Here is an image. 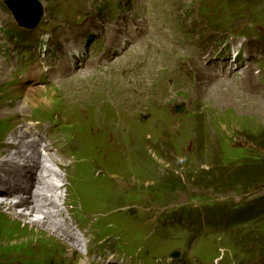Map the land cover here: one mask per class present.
<instances>
[{"label": "rangeland", "instance_id": "rangeland-1", "mask_svg": "<svg viewBox=\"0 0 264 264\" xmlns=\"http://www.w3.org/2000/svg\"><path fill=\"white\" fill-rule=\"evenodd\" d=\"M3 1L4 0H0V124L2 125L0 126V143L16 142L14 136L15 134H21L19 125L25 122L22 120L24 118L38 119L39 122L34 126H43L45 120L57 122V115H60L58 118L62 124L66 122V118H71V125L62 128H59V125L55 127L59 128L60 131H66L71 127L80 126L88 120L85 118L87 113L84 111L87 105H102L113 101L112 103L114 105L110 104L113 108H104L102 113L98 112L97 118L93 121L97 126L90 125L89 131L84 135L87 139H93L100 133L99 137L109 142L114 136L116 147H114V143L98 144L94 147L87 143L83 146L80 140L81 136L78 138L79 142L82 144L81 152L84 156L86 153H90V155L84 157L79 164L78 170L81 171L80 186L83 198L87 203H96L94 212L104 213L110 206H118L124 202L142 205L146 196H150L151 192L152 199L157 200L156 206L165 203L164 200L167 199V194H171L175 197L177 203L182 206H185L189 199L188 196L194 194L207 195L209 198H215L221 203H224L232 212L250 208V211L254 213L259 208L252 206L264 203V178L257 180V182L262 185L261 187L252 192L248 190L242 193L238 188V184L241 181L230 176L226 175V183L217 182L221 179L220 176L217 178L208 177L207 179L199 176L203 168L208 166V158L205 159V164L200 168L193 165L197 170H201L193 174V176L191 175V170H187L186 166L179 165V171H174V177L172 178L173 182L169 180L171 175L162 178V165L158 158L150 153L147 149V144L143 140V134H145L146 131L152 134L153 130H156L161 133H159V140L166 145L167 149L172 147L171 143H174L176 140L178 141L175 143L182 142L181 131H185L188 124L182 126L180 124L182 120H176L178 117H172V112L170 113L175 104L182 103L186 104L188 109L195 115H201V117L205 119V128L208 129V131H206L207 140L210 143L209 149L213 158L219 157L227 164L230 163L231 158L234 161L240 160L239 162H242V156L248 154H246L245 149L239 150V147H248L250 142L254 140L257 142H259L260 139L264 141V100L256 93L247 92L245 90V88H247V82L242 84L243 78L240 73L237 72L232 78L227 79L231 80V84L223 85L220 82L208 80L206 83L207 91H213L215 93L208 102L204 100L206 102L205 105L201 103V101H203L201 100L202 97H206L205 94L196 92L192 86L183 89L187 94L185 98L173 94V96L171 95L167 100L161 101L159 100L161 96L160 93H164L161 98L167 97L165 93L171 91L173 88V92L176 93L179 77L182 76L188 68L196 66V63L193 60L188 61L187 56L173 47L174 49L170 51V61L164 64L162 71L165 72L169 78L161 76L162 72L156 74L154 68L153 74L151 72L152 68H150L148 71L146 70L144 72L143 83L139 85L136 83L142 76H135L131 82L132 79L128 76L130 74L129 70L134 69L135 65L132 59L136 60L141 54H146L147 56L141 60L142 64L153 63L157 61L160 54H152V52L148 53L146 51L154 49L156 53H160L162 49L166 48L162 40L156 39V37L152 35L148 38L145 37L141 43L138 42L139 36L142 35L141 27L140 29H134L136 42L129 41L124 45L121 51L123 54L119 55L118 58L114 60V65L110 61L115 58V47L120 46L121 38L125 31L117 25L110 34L109 32L107 33L108 48L102 56V59L109 62L110 68L115 66V69L125 70L122 72L123 78L121 75H118L115 70H111L110 72L105 66L97 64V62H100L98 56L103 54L106 49V42L103 41L101 34L94 33L95 28H91L94 24V19L92 17H96V15L100 13L98 16L100 20H107L108 16L111 20H115L117 12L112 8L113 5L119 9L124 7L128 10V13H130L131 9H136L137 5L140 4L142 0H38L43 5L45 17L42 23L33 31V34L30 35L26 29L19 27L12 13L4 5ZM196 1L197 0H192L189 7L199 8ZM246 6L250 8L244 9ZM217 10V14L213 16L216 21L213 27H218L223 30L230 29L231 31L252 33L253 35L264 37V3L258 5L245 2V5H242L240 0H232L231 3L219 7ZM189 11L192 12V10ZM202 12L203 9H201L199 13L200 18L202 17ZM234 12L240 13L237 16L234 15ZM152 15H155V13L153 12ZM153 24L154 27L161 28V31L172 30L171 25L167 23L153 22ZM95 25L97 27L96 21ZM79 26H83L84 28ZM76 30L78 34L75 32ZM69 33H73V37L79 36L78 41L83 38L85 39L87 49L86 54L80 55L81 63L74 58L71 59L68 53L66 54L67 51L71 50V46L69 45L71 43L66 42L64 37ZM182 34L186 49L192 53L193 57L199 56L202 50L192 45L188 30L184 28ZM20 38H22V40H19ZM69 38L72 40L71 34ZM67 40L69 41V39ZM145 40L146 43L141 45V47L138 46L137 49L136 45L142 44ZM97 41L98 43H96ZM131 43L133 47L129 50ZM59 45L62 47L59 48ZM51 51L53 52L52 54ZM30 53L38 57L39 66L35 73L40 72L43 70V67L47 65H51L57 77L62 75L64 71L69 72L70 70L71 73L46 86H44L43 83H37V85H34V88H32L34 89L32 91H35V88H37V90L32 93L31 89H26V86L23 85L24 78L20 77L26 70V75L27 73H31L30 67L27 69L21 67L23 63L22 58L25 56L24 54ZM87 64L90 65L89 69H86ZM175 66H177L175 72L169 73V68L172 71ZM30 76L33 77V74L31 73ZM50 79L54 80L53 78ZM123 81L131 83H124ZM130 86H134L132 90L135 91H132L129 88ZM28 93L31 99H29ZM196 100L198 101V106L192 104V102ZM134 103V108L130 107V105ZM161 104L166 105H163L161 108ZM203 107H205L206 110L204 111V115L202 114ZM154 111H158L156 114L157 116H154ZM142 117H144V119L145 117L151 118V120L158 125V128L149 125L146 129L141 130L138 124L142 123ZM6 118H9L8 122ZM108 118L111 119L108 120ZM127 118L131 121H136L138 124L135 122L134 125L122 128V124L120 123L106 125L103 121V119H106L110 123H116ZM16 119L18 120L16 121ZM189 119L195 120L196 117L190 116ZM3 123H8V125H3ZM210 125H212V130L208 128ZM23 126L27 128L26 125L23 124ZM212 131H214V133H212ZM28 132L27 130L26 133ZM132 134L134 139L131 140L130 136ZM19 139L22 140L23 136H20ZM41 140L43 139L38 141ZM213 141L214 143L211 144ZM119 143L125 144L128 149L127 156L123 159L120 157L118 151ZM229 147H231V149H229ZM95 148L96 150L93 155L92 149ZM220 148H222V151H220ZM1 151L4 152V150H0V152ZM36 153L37 149L35 148L34 154ZM190 153L193 154V151H190ZM15 157L14 162H18L15 161ZM19 157L24 156L20 154ZM66 158L67 157L60 158L62 160L61 163L55 165L60 171L53 169L60 175L58 178H55L57 183L67 179L66 175L64 177L61 174V172H68L70 167L69 163L65 162ZM195 159L194 157L193 160ZM215 165L219 169L223 167L222 162L219 160H216ZM210 166L212 165L210 164ZM209 167L205 170H208ZM31 168H33V166ZM96 168L104 169L105 173L98 176L94 173ZM213 171H215V169H213L212 172ZM113 175H120L124 184L122 185L119 180L113 179ZM204 175L211 176L213 173H206ZM151 181H153V183L147 186V183ZM215 182L217 184L216 186L214 185ZM252 183L254 182H248V185ZM212 185H214L215 188H207V186ZM195 187H197V189H194ZM61 190L62 189L56 192V195L59 197ZM71 200L76 201V198L72 196ZM0 201L4 200L1 199ZM212 204V201L207 199L200 203L197 209L200 210L203 205ZM136 205L132 207L133 210L139 209V212L144 211L141 210V208H144L143 206L136 207ZM0 206L10 210L21 207L20 203L17 204L16 202ZM31 208L30 206L29 209L31 210ZM203 208L205 209L204 206ZM139 212H134V214H138ZM27 213H29V211ZM150 213L151 212L146 216H137L135 218L138 221L141 219L148 220ZM129 214V212H116V215L121 217ZM19 215L25 219L28 227L33 232H45L47 234L46 237L50 238L51 241L59 246H63L61 240L68 242L70 239L76 238L72 237L69 233L66 235L62 232H60V235L58 234L55 236V233L51 232L54 230L46 228L47 225L43 230L31 224V220H35L36 218L31 216L25 217L23 211H21ZM34 215L40 216L38 217L40 219L44 217L43 215L35 213ZM98 219L94 224L97 223ZM241 220L243 224L238 227L234 226L233 230L237 228L236 233L241 232L243 237L234 238L232 241H235V243L232 246L225 245L223 246L224 249L218 250L216 248L214 251V253H216V250L219 251V254H223L226 260L235 263L242 261L248 255L246 249L251 246H253L254 249L253 253H251L254 259L258 258V254H260L258 252L264 248V222L261 223L262 220L256 221L254 217H249V215L246 219ZM17 223L25 224L23 221L15 222V224ZM94 224L90 226L91 229H98ZM127 226L128 224L116 225V227L120 229L128 228V231H130V227ZM148 226L149 224L147 222L146 227ZM22 227L25 228L23 225ZM67 228L72 232L70 226H67ZM248 232H250V234H248ZM222 233L225 234L226 232L220 231L218 234L209 237L217 238ZM42 235L43 234H39L33 240L37 253H40L44 246L36 241L47 240ZM48 235L51 236L49 237ZM31 236L32 234H29L28 238ZM209 237L201 239H207ZM17 241H19L18 245L14 247L20 248L27 246L32 240L26 239ZM201 242L204 241L198 240L195 241V244L198 245L201 244ZM163 247L167 246L163 245ZM12 249L13 248H10V244H6V247L1 249L0 253L10 252ZM65 250L63 246L61 249L63 256L64 252H67ZM67 255H69L68 252ZM95 256V252L90 253L89 258L86 260L84 259L82 264H89L88 261H91Z\"/></svg>", "mask_w": 264, "mask_h": 264}, {"label": "bare ground", "instance_id": "bare-ground-1", "mask_svg": "<svg viewBox=\"0 0 264 264\" xmlns=\"http://www.w3.org/2000/svg\"><path fill=\"white\" fill-rule=\"evenodd\" d=\"M147 3L149 4V8L147 10H145V13L147 15V20L153 22V18H152V15H151L152 7H150V6L155 3V0H147ZM193 19H194V17L190 18V21H193ZM143 22H144V20L141 19V18L139 20H137V21H135V20L132 21L133 25L135 26V28H134L135 30L138 29V28L140 29V27H141V34L143 33L142 32L143 31ZM113 28L114 27H108L106 33L109 32V34H110V32L113 30ZM155 30L157 31V34L155 36L156 39H159L162 36H164V33L162 31H159L158 29H155ZM149 34H150V32H146L145 33V37L148 38ZM123 38L126 39L124 41L125 44L128 43L129 41L136 42L135 31H134V34L128 32V31H125L123 33V35H122L121 40ZM257 41L258 40H257L256 37H252L250 39V42H257ZM163 43H164L166 48L162 49L160 53H156L154 49H151L150 51H146L148 53L152 52V54H160L159 57L157 58L156 62L145 64L144 65L145 66L144 70H132V69H130L129 70L130 74H129L128 77H132V76L137 75V74H144V72L146 70L148 71L152 67L154 68V71H155L156 74L161 73L163 71L164 64L170 61V58H169V56L171 54L170 51H171V49H174L172 47V45H179V40H175L174 38L171 37L169 39H166ZM195 65H197V64H195ZM176 67L177 66L173 67L172 71L169 68V73H174L175 70H176ZM48 70H49L50 74L53 76L54 79H62L64 77H66V75L68 73L67 71H64V73L62 75H59L57 77L54 74L53 68H51V65H48ZM205 78L206 77L203 74H198L197 75V85L198 86L205 85L204 83H202V81H204ZM260 79H261L262 82H264V76H262ZM28 80H29V82H32L33 79L29 78ZM254 80H255V78L251 74H249L248 75V81H254ZM220 82H224L225 83L226 81L222 80ZM35 89L37 90V88H35ZM32 90H34V89H31L32 93H34L36 91V90L35 91H32ZM173 94H174L173 92L166 93L167 97H169L171 95L173 96ZM27 95L29 97L30 94L28 93ZM29 99H31V98L29 97ZM201 100H203V101H201V103L203 105H205L206 102L204 101V97H202ZM97 105L98 104H92V105H87L86 107L88 109H92V108L96 107ZM134 106H135V103L130 105V107H133V108H134ZM6 121L8 122L9 118L8 119L6 118ZM119 123L122 124L124 127H127L126 121L124 119H122ZM99 136H100V133H98V135L95 136L93 139H87L85 137V135H82L80 140H81L83 146L88 143L90 146L94 147V146H97L99 144L98 141H97ZM130 138H131V140L134 139L133 134L130 136ZM42 142H43V140L37 141L35 143V145L36 144L39 145ZM115 145L116 144L114 143V147H116ZM24 147H25V145L23 143H20L19 147L17 148L18 151L13 156H10L8 160H6V161H4V162H2L0 164V167H5L7 169L8 175H9L8 179H6V180L2 179L0 177V181H1V184H2V187L0 189V195L2 194L3 190L7 189V187L10 184H13L15 186V189L13 191L12 196L2 198L4 201H0V205H4V204H7V203H11V202H16L17 204L20 203L21 207L26 208V209H29L30 206H31L32 207L31 208V214H29V215L25 214L24 215L25 217L26 216H31L33 218H36L35 220H31V224L35 225L37 228L38 227L40 229L42 228L43 230H44L45 226L47 225L46 228L53 229L59 235L61 234L60 232H62L64 234H66V235H67V233H69L72 237H76L75 234L73 232H70L67 227L64 228V227H62L61 225H59L57 223V221L55 220L56 217H57V215H56L57 214V210H56V213H55L51 208H48V205H50L52 208H56L57 207V208H59V210L62 207V204H63L62 203V198H60L61 196L60 197L57 196L56 192L58 190H60V189H63L62 183H64V181H61V182H58V183L55 181V178H58L60 175L57 172H55L53 169L48 168L47 166L43 165V162L40 160V158L35 160V157L38 155L37 153L35 154L34 158H31V161L33 163V167H37L39 170L43 171L46 174L45 177L42 179V182H41V184L44 187L45 192L42 193V194H37L35 192L34 180H32V178L29 179L31 181L30 184L21 183V178L22 177L18 176V174H17V172L20 169L21 165H20V162H14V157L18 156V158H20L22 160V163H25L26 157H19V155L22 154V149ZM95 150H96V148L92 149L93 155L95 153ZM49 158H50V161H51V163L53 165H59L61 163V161H62L60 158L53 157L50 154H49ZM31 174H32V170H29L28 171V175H31ZM11 179H13L15 182L12 183ZM22 194L24 195V197H22ZM11 198H15L16 201H12ZM6 201H8V202H6ZM36 201L42 202L43 208L45 210H42L41 207L36 205ZM23 208H21L22 211H23ZM34 213L38 214V215H43L44 217H42V219H40V218H38L40 216H36V215H34ZM59 214H60V216L64 215L62 212H60ZM51 232H53V231H51ZM248 234H250V232H248ZM48 236L50 237L51 235H48ZM236 237H243V236H242L241 233H237L235 235V238ZM173 242L167 241V242L161 244V248H166V247H163V245L168 247ZM143 246H144V243H142L140 245L141 248H143ZM217 246L222 247V246H224V244L220 242L219 244H217ZM187 249L189 250V253H187V257L185 258V264H188V263L192 264L194 259L198 256V254H201L203 256H207L209 259H211L213 257L212 255L208 254L209 248L205 247V246L196 245L195 243H191V244L187 245ZM156 251L159 252L160 250L156 249ZM98 256L99 257H97V256L93 257V259L91 261L89 260L88 261L89 264H102V263L103 264H108L107 262H105V260L108 259V257L106 255H104L102 253H99ZM112 263H113V261H112ZM242 264H244V263H242Z\"/></svg>", "mask_w": 264, "mask_h": 264}, {"label": "water", "instance_id": "water-1", "mask_svg": "<svg viewBox=\"0 0 264 264\" xmlns=\"http://www.w3.org/2000/svg\"><path fill=\"white\" fill-rule=\"evenodd\" d=\"M21 27L36 28L44 18V10L38 0H4Z\"/></svg>", "mask_w": 264, "mask_h": 264}, {"label": "trees", "instance_id": "trees-1", "mask_svg": "<svg viewBox=\"0 0 264 264\" xmlns=\"http://www.w3.org/2000/svg\"><path fill=\"white\" fill-rule=\"evenodd\" d=\"M262 144H264V142H262ZM222 175H224L223 180H226L227 178L226 175L227 176L233 175L232 178H235L239 181H241L242 179L244 181H256L260 178H264V164L260 165L259 167L245 166L236 170H227L223 172ZM222 210L224 212H222ZM222 210L220 212V215H223V213H227L224 208H222ZM259 215H264V207H263V211L260 212ZM217 218H223V217H217Z\"/></svg>", "mask_w": 264, "mask_h": 264}]
</instances>
